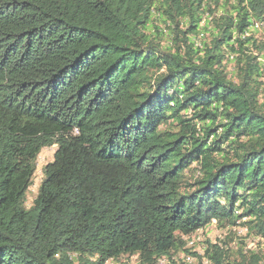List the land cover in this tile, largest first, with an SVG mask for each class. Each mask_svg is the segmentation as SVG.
<instances>
[{"label":"trees","instance_id":"obj_1","mask_svg":"<svg viewBox=\"0 0 264 264\" xmlns=\"http://www.w3.org/2000/svg\"><path fill=\"white\" fill-rule=\"evenodd\" d=\"M213 219L211 263L264 264L231 244L264 240V0H0V264H159Z\"/></svg>","mask_w":264,"mask_h":264},{"label":"rangeland","instance_id":"obj_2","mask_svg":"<svg viewBox=\"0 0 264 264\" xmlns=\"http://www.w3.org/2000/svg\"><path fill=\"white\" fill-rule=\"evenodd\" d=\"M158 24H161V20H158L157 21ZM196 37V36H195ZM198 38V37H197ZM201 39L199 38V41ZM233 66V62L230 64V67ZM55 148L56 146H49V147H45L42 152L40 153L39 155V158H38V167H37V172H36V175H35V180H34V183L33 185L31 186V188L29 189V192H28V203L30 204L37 191H38V188H39V185H40V182H41V179H42V175H43V172H42V167L44 166V164H46L47 162L51 161L54 157V151H55ZM209 230L207 231L209 235L213 236V238H216V237H225V235L228 232V228L227 227H219L217 225V221L213 222L210 224L209 227H207ZM234 230H235V233H233V236H234V241L231 243L232 245L235 244V242H242L240 237L243 238L245 240V243L248 247L250 248H261V244L264 246V240H260L258 239L257 237H254V236H247V230L244 226H235L234 227ZM224 231V233H223ZM225 231H227L225 233ZM206 232V233H207ZM219 232V233H218ZM201 233V232H200ZM202 234V233H201ZM208 236V235H207ZM125 260H128L127 258ZM131 263L132 264H135L136 261H137V256H133L131 257ZM111 264V263H109Z\"/></svg>","mask_w":264,"mask_h":264},{"label":"built area","instance_id":"obj_3","mask_svg":"<svg viewBox=\"0 0 264 264\" xmlns=\"http://www.w3.org/2000/svg\"><path fill=\"white\" fill-rule=\"evenodd\" d=\"M256 27H259L258 24H256ZM197 44H200L199 39L197 40ZM216 220L213 219V222ZM208 228H200L192 235L186 236V240L188 241V245L190 247H194L196 244L201 243L199 246H196L195 251L197 250L198 254H191L186 252H179L175 255H163L158 259L159 264H195L198 261V258L200 257V261L202 264H213L211 261L207 258L205 255V247L203 241L206 239L208 234ZM202 234H201V233ZM207 232V233H206ZM219 233V232H218ZM210 237H212L210 235ZM213 238V237H212Z\"/></svg>","mask_w":264,"mask_h":264}]
</instances>
